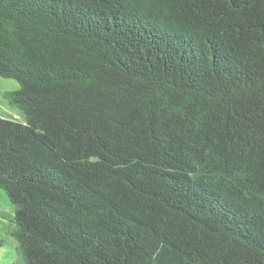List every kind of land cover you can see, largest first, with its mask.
Masks as SVG:
<instances>
[{
  "label": "trees",
  "instance_id": "1",
  "mask_svg": "<svg viewBox=\"0 0 264 264\" xmlns=\"http://www.w3.org/2000/svg\"><path fill=\"white\" fill-rule=\"evenodd\" d=\"M0 76L19 264H264V0H0Z\"/></svg>",
  "mask_w": 264,
  "mask_h": 264
},
{
  "label": "rangeland",
  "instance_id": "2",
  "mask_svg": "<svg viewBox=\"0 0 264 264\" xmlns=\"http://www.w3.org/2000/svg\"><path fill=\"white\" fill-rule=\"evenodd\" d=\"M18 89L19 83L16 80L0 76V116L24 122L22 110L9 102L5 95L7 91ZM15 227L14 206L0 188V264H19L13 235Z\"/></svg>",
  "mask_w": 264,
  "mask_h": 264
}]
</instances>
